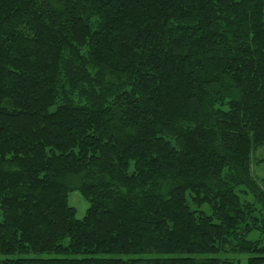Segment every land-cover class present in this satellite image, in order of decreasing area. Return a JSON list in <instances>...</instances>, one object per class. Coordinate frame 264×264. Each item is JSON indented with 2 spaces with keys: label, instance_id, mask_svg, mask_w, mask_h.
I'll use <instances>...</instances> for the list:
<instances>
[{
  "label": "trees",
  "instance_id": "trees-1",
  "mask_svg": "<svg viewBox=\"0 0 264 264\" xmlns=\"http://www.w3.org/2000/svg\"><path fill=\"white\" fill-rule=\"evenodd\" d=\"M261 148L264 0H0V264H264Z\"/></svg>",
  "mask_w": 264,
  "mask_h": 264
},
{
  "label": "rangeland",
  "instance_id": "rangeland-1",
  "mask_svg": "<svg viewBox=\"0 0 264 264\" xmlns=\"http://www.w3.org/2000/svg\"><path fill=\"white\" fill-rule=\"evenodd\" d=\"M253 164H252V174L258 181V183L261 185V187L264 188V163L261 164H256V160H264V148L257 149L253 153ZM68 204L72 208L75 209V214L77 219H82L85 215V212L88 208L87 202L81 197V195L76 192H70L68 194ZM204 211H207V207L202 208ZM259 232L253 231L249 234L248 239L249 240H258L259 239ZM18 257H23V258H33V257H47L46 255L38 256V255H27V256H10L9 258H18ZM5 257H1L0 259H4ZM241 263L240 264H245L246 258L245 257H240Z\"/></svg>",
  "mask_w": 264,
  "mask_h": 264
}]
</instances>
